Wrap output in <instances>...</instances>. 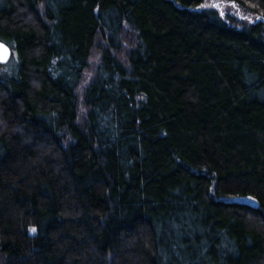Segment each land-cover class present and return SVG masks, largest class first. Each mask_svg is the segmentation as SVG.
<instances>
[{
  "label": "trees",
  "instance_id": "trees-1",
  "mask_svg": "<svg viewBox=\"0 0 264 264\" xmlns=\"http://www.w3.org/2000/svg\"><path fill=\"white\" fill-rule=\"evenodd\" d=\"M214 1L0 0V264H264V0Z\"/></svg>",
  "mask_w": 264,
  "mask_h": 264
},
{
  "label": "rangeland",
  "instance_id": "rangeland-1",
  "mask_svg": "<svg viewBox=\"0 0 264 264\" xmlns=\"http://www.w3.org/2000/svg\"><path fill=\"white\" fill-rule=\"evenodd\" d=\"M215 5L216 7L219 8V10L224 13V15L227 12H231L234 15H246L244 11H242L237 5H229L226 2L225 3H217L214 0H205L204 5L205 7H211ZM12 59V58H11Z\"/></svg>",
  "mask_w": 264,
  "mask_h": 264
},
{
  "label": "water",
  "instance_id": "water-1",
  "mask_svg": "<svg viewBox=\"0 0 264 264\" xmlns=\"http://www.w3.org/2000/svg\"><path fill=\"white\" fill-rule=\"evenodd\" d=\"M13 51L11 47L0 40V64H7L12 58Z\"/></svg>",
  "mask_w": 264,
  "mask_h": 264
},
{
  "label": "snow or ice",
  "instance_id": "snow-or-ice-1",
  "mask_svg": "<svg viewBox=\"0 0 264 264\" xmlns=\"http://www.w3.org/2000/svg\"><path fill=\"white\" fill-rule=\"evenodd\" d=\"M33 231H35V229H33Z\"/></svg>",
  "mask_w": 264,
  "mask_h": 264
}]
</instances>
